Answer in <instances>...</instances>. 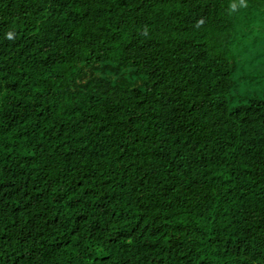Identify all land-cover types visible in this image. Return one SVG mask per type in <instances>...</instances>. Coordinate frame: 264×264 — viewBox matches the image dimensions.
I'll return each mask as SVG.
<instances>
[{
    "label": "trees",
    "instance_id": "1",
    "mask_svg": "<svg viewBox=\"0 0 264 264\" xmlns=\"http://www.w3.org/2000/svg\"><path fill=\"white\" fill-rule=\"evenodd\" d=\"M264 0H0V264H264V95L230 105Z\"/></svg>",
    "mask_w": 264,
    "mask_h": 264
},
{
    "label": "rangeland",
    "instance_id": "2",
    "mask_svg": "<svg viewBox=\"0 0 264 264\" xmlns=\"http://www.w3.org/2000/svg\"><path fill=\"white\" fill-rule=\"evenodd\" d=\"M232 52L236 71L229 102L235 107L251 96L264 95V17L250 23V29L233 42Z\"/></svg>",
    "mask_w": 264,
    "mask_h": 264
}]
</instances>
